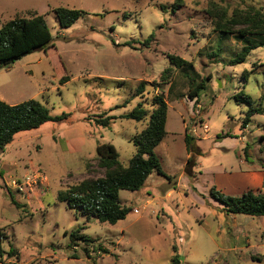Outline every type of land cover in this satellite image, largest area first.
Instances as JSON below:
<instances>
[{
  "label": "rangeland",
  "instance_id": "374dc122",
  "mask_svg": "<svg viewBox=\"0 0 264 264\" xmlns=\"http://www.w3.org/2000/svg\"><path fill=\"white\" fill-rule=\"evenodd\" d=\"M250 6L264 8V0H0V28L38 12L52 34L47 49L0 68V98H34L51 116L68 115L20 131L0 149V264H172L176 254L180 264H264V216L228 213L211 195L213 186L264 193V46L231 66L243 43L215 28L222 10L231 16ZM57 7L85 13L62 28ZM169 55L187 64L178 68ZM141 82L145 92L135 96ZM156 95L168 103V134L154 150L163 173L120 191L127 217L89 220L60 200V191L104 175L99 144H113L129 164L149 117L124 115L139 102L152 109ZM251 107L263 113L243 128ZM108 117L109 126L98 124ZM72 232L108 252L87 255Z\"/></svg>",
  "mask_w": 264,
  "mask_h": 264
},
{
  "label": "trees",
  "instance_id": "16d2710c",
  "mask_svg": "<svg viewBox=\"0 0 264 264\" xmlns=\"http://www.w3.org/2000/svg\"><path fill=\"white\" fill-rule=\"evenodd\" d=\"M54 12L62 28L70 27L85 13L83 10L67 7H57ZM215 28L224 37L231 34L242 41V49L229 61V65L243 63L253 50L264 46V8L257 9L250 6L244 10L234 11L231 16L228 15L227 10H222L215 21ZM150 38H153V35ZM51 40L52 34L43 14L31 12L28 17L16 15L5 21L0 28V68L9 67L36 50L47 49ZM169 58L171 64L178 68L187 64V61L179 56L169 55ZM69 80L70 76L65 75L60 79V83L65 84ZM206 80L208 79L192 85L191 98L195 99L200 95L205 88ZM145 88V82H141L136 88L135 96H142ZM246 98L252 104L249 97L246 96ZM151 105L152 109H149L143 102H139L124 115L125 118L135 121H142L149 117L147 126L134 139L137 150L129 164L124 166L121 163L120 154L113 144H99L97 146L98 162L104 169V175L99 178L85 179L60 191V200L81 210L89 220L93 218L101 223L116 224L127 217L131 208L122 204L120 191H137L143 187L153 171L163 173L160 159L154 150L168 134L166 129L168 103L163 95H156ZM255 113H263V109L251 107L243 120V128L247 127ZM67 117L66 114L51 116L46 105L34 98L18 104H9L0 98V149L10 144L15 134L20 131L36 129L48 121H60ZM113 118L98 120V124L109 126ZM185 140L187 149L190 150L188 134ZM211 195L224 205V210L228 213L264 216V193L262 192L248 190L241 195H227L213 186ZM81 228L84 229V227ZM70 239L76 245L77 240L83 241L84 249L89 256L92 251L108 252L101 244L95 245L94 239L87 235L72 232ZM10 252H16V250L11 246ZM3 253L4 249L0 244V257ZM172 264H180L178 254L172 258Z\"/></svg>",
  "mask_w": 264,
  "mask_h": 264
}]
</instances>
